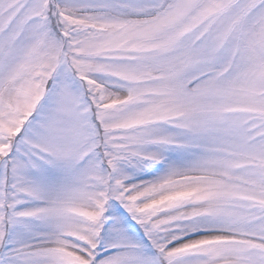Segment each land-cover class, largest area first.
<instances>
[{
    "label": "snow or ice",
    "instance_id": "6c2138e0",
    "mask_svg": "<svg viewBox=\"0 0 264 264\" xmlns=\"http://www.w3.org/2000/svg\"><path fill=\"white\" fill-rule=\"evenodd\" d=\"M0 264H264V0H0Z\"/></svg>",
    "mask_w": 264,
    "mask_h": 264
}]
</instances>
